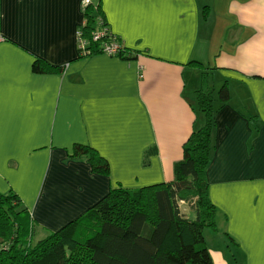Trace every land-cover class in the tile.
<instances>
[{
	"label": "crops",
	"instance_id": "1",
	"mask_svg": "<svg viewBox=\"0 0 264 264\" xmlns=\"http://www.w3.org/2000/svg\"><path fill=\"white\" fill-rule=\"evenodd\" d=\"M102 2L134 57L81 56L86 0H0V192L21 197L40 234L118 184L173 179L205 123L195 92L214 88L212 71L230 99L215 114L207 177L217 229L206 244L214 264H264V0ZM36 58L65 69L35 73ZM76 142L107 158L110 175L72 159Z\"/></svg>",
	"mask_w": 264,
	"mask_h": 264
},
{
	"label": "trees",
	"instance_id": "2",
	"mask_svg": "<svg viewBox=\"0 0 264 264\" xmlns=\"http://www.w3.org/2000/svg\"><path fill=\"white\" fill-rule=\"evenodd\" d=\"M83 13L78 30L79 44L85 43L81 56L107 53L106 44L120 42L108 27L102 0L86 2ZM103 29L106 33L95 39V32ZM136 54L120 42L113 55L130 59ZM193 63L203 65L188 62ZM64 69L42 58L33 62L35 73L59 74ZM195 93L205 123L183 144L173 179L138 188L118 184L79 217L36 243L32 240L38 234L37 222L21 197L13 190L0 192V264H214L205 239L207 229H217L207 169L215 114L229 101L230 91L225 81L217 95L212 86ZM70 157L87 162L94 173L110 175L108 159L90 144L74 143Z\"/></svg>",
	"mask_w": 264,
	"mask_h": 264
},
{
	"label": "rangeland",
	"instance_id": "3",
	"mask_svg": "<svg viewBox=\"0 0 264 264\" xmlns=\"http://www.w3.org/2000/svg\"><path fill=\"white\" fill-rule=\"evenodd\" d=\"M222 76V75H221ZM220 74H215L213 75L212 74V71H209V74L207 75L206 79H207V85H214V88L216 90V93L219 89V79L221 78ZM225 79V78H224ZM214 81V82H213ZM221 83H223V80L221 81ZM231 86L233 87V84L232 82H230ZM217 103V102H216ZM191 216L193 217V212L191 213ZM42 230H44V233H40V234H35V236L33 237V240H32V243H36L38 240L46 237L47 235H49L51 232H53L52 230L50 229H47L45 227H42ZM2 239H0V242H1ZM215 243L216 244H222V239L221 238H218L216 237L215 239ZM228 256H231V255H228Z\"/></svg>",
	"mask_w": 264,
	"mask_h": 264
},
{
	"label": "built area",
	"instance_id": "4",
	"mask_svg": "<svg viewBox=\"0 0 264 264\" xmlns=\"http://www.w3.org/2000/svg\"><path fill=\"white\" fill-rule=\"evenodd\" d=\"M88 1L89 0H86V2H88ZM105 33H106L105 29L98 30V31L95 32L94 38L97 39V38L101 37L102 35H104ZM78 34H79V31L77 33V36H78ZM81 46L83 48L85 46V43L82 42ZM105 47H106L107 54L113 55V54H115L117 52V50L119 48V43H118V41L112 40V42L106 44Z\"/></svg>",
	"mask_w": 264,
	"mask_h": 264
}]
</instances>
